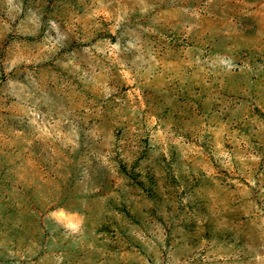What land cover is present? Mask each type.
I'll return each mask as SVG.
<instances>
[{
  "label": "rangeland",
  "instance_id": "1",
  "mask_svg": "<svg viewBox=\"0 0 264 264\" xmlns=\"http://www.w3.org/2000/svg\"><path fill=\"white\" fill-rule=\"evenodd\" d=\"M0 264H264V0H0Z\"/></svg>",
  "mask_w": 264,
  "mask_h": 264
}]
</instances>
